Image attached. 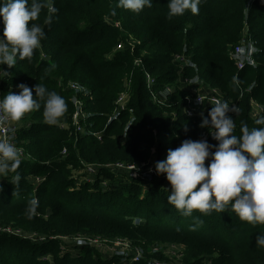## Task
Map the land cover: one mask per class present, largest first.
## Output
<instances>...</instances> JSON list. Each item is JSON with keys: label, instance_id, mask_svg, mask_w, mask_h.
Masks as SVG:
<instances>
[{"label": "trees", "instance_id": "1", "mask_svg": "<svg viewBox=\"0 0 264 264\" xmlns=\"http://www.w3.org/2000/svg\"><path fill=\"white\" fill-rule=\"evenodd\" d=\"M167 3L153 0L151 8L135 13L119 7L117 0H54L58 11L50 23L46 9L30 22L46 33L33 55L17 58L13 68L0 66L10 73L0 80L1 98L10 91L16 93L14 87L20 84L33 89L35 96L34 88L40 83L67 103L66 112L56 123L44 115V98H37L40 109L15 120L23 125L17 134L18 144L30 158L6 176L0 175V221L22 227L27 233L40 232L50 242L31 245L0 234V264H50L45 260L48 255L54 264H110L94 259L88 249L73 250L61 235L98 232L116 224L132 227L134 219L155 231L192 238L184 264H264V246L256 244V236L264 234V223L241 221L227 210L229 205L223 213L194 211L185 216L168 203L171 187L163 175L152 178L147 191L141 178L126 184L132 185L130 188L111 184L105 189L102 176L109 174L102 167L97 169L100 174L93 184L77 188L71 178L70 166L84 168L117 161L155 166L184 140L199 139L207 131L209 134V128L199 126L201 119L182 113L189 95L178 88L182 79L193 82L195 89L206 86L220 91L223 101L237 106L238 112L227 115L235 121L234 134L238 137L243 124L249 129L264 127L254 122L264 116V0H201L198 14L186 11L171 19ZM0 23L2 35V18ZM245 31L260 52L256 68L239 71L232 55ZM118 45L123 49L116 51ZM178 55L189 58L190 65L182 69L175 61ZM146 73L155 80V94L167 87L174 90L164 106L153 100ZM126 79L128 109L108 123L116 109L114 103L126 91ZM76 81L90 91L85 110L93 114L88 123L93 124L92 132L102 134L101 139L73 132L74 92L68 83ZM253 104L262 108L255 117ZM64 149L66 156L62 155ZM17 173L21 177L18 184L13 181ZM37 177L43 182L33 183ZM33 199L38 201L37 214L47 219L28 212ZM4 223L0 222L2 226Z\"/></svg>", "mask_w": 264, "mask_h": 264}, {"label": "clouds", "instance_id": "2", "mask_svg": "<svg viewBox=\"0 0 264 264\" xmlns=\"http://www.w3.org/2000/svg\"><path fill=\"white\" fill-rule=\"evenodd\" d=\"M118 6L139 13L145 7L151 8L153 0H117ZM201 0H168V18L183 16L186 11L199 13ZM47 10V22L58 10L54 0H0V18L4 25L0 35V66L13 68L17 58L33 55L46 33L44 29L31 23L39 18L42 10ZM250 47H252L250 45ZM252 50L255 51L254 47ZM251 63V58H247ZM10 73L0 68V80ZM238 82V78L234 77ZM19 91L8 92L0 98V123L19 120L25 113L41 108L37 98H44V115L56 123L67 110L65 99L55 91H48L38 83L33 89L25 84L17 86ZM73 97V103H76ZM238 112L235 105L218 101L211 107L208 116L202 115L200 127L209 128L216 145L207 140H184L179 147L169 149L166 158L155 163L157 175H163L171 191L167 197L169 204L181 210L185 216L194 211L207 213L210 210L225 212L229 205L241 221L264 223V127L249 129L241 126V135L234 134L235 121L229 112ZM256 125H264V116L257 118ZM205 161H208L206 166ZM21 151L10 138H0V175H7L19 167ZM21 177L17 173L13 181L18 184ZM38 201L29 202V213H35ZM256 244L264 246V234L256 236Z\"/></svg>", "mask_w": 264, "mask_h": 264}, {"label": "rangeland", "instance_id": "3", "mask_svg": "<svg viewBox=\"0 0 264 264\" xmlns=\"http://www.w3.org/2000/svg\"><path fill=\"white\" fill-rule=\"evenodd\" d=\"M116 25L119 26V24H116ZM119 27H121V26H119ZM0 28H1V23H0ZM118 50H119V48L117 47L116 51H118ZM125 82H128V80L126 79ZM75 83H78V84L84 86L83 84L79 83L78 81H76ZM191 89L194 90L195 94L200 93L198 91V88L197 89L194 88L193 83H191ZM220 93H221V98H222V92H220ZM204 95H207V94H204ZM80 98L84 99V101H86V99L84 97L80 96ZM71 101H72V98H71ZM86 106H87V104H86ZM210 109H211V107L207 108L206 113L203 115L204 117L208 116ZM261 111L262 110H261L260 106L257 107V104H253L252 114L254 117L257 116V114L259 112L261 113ZM123 112H126V111H122V112H120V114ZM114 113H115V111L113 112L112 115H114ZM89 114L91 115V113H89ZM119 115H118L117 119L119 118ZM201 118L202 117H200L199 119H201ZM209 130H211V129H209ZM207 132H205L199 139H195V140H203L204 139L203 137ZM209 139L210 138L208 136L207 142L210 145L218 143L215 140H209ZM192 140H194V139H192ZM118 163H122L124 165H131V164H126L122 161L101 164L102 166H105V167H111L109 169L104 168V171H107L108 172L107 174H109L108 176H106V174H104V176H102V179H104V180L101 181V183H103V187L105 189H107V188L109 189L111 187V184L117 185L120 189L130 188L132 185L130 186V185H126V184H131V183H133L136 180H139L141 178V180L145 181L143 184V190L147 191L152 186L151 185L152 184L151 183L152 178L158 177L157 174L156 175L146 174L145 169H144L145 174H137L135 176H132L127 171L117 169L115 167V165ZM138 164L146 165L145 166L146 168H148L149 166L154 167V165H149V163L148 164L138 163ZM93 166H95V165H93ZM89 168L90 167H88L86 165H84V168H83V166L80 168H78V167L74 168L72 166L69 167V169L71 171V178L73 180H75L77 188L78 187L81 188V185H83L84 183L93 184L96 181L97 177L100 174L99 171L95 170V168H92V167L90 169ZM144 176H147L148 178L143 179ZM32 179H34V178H32ZM34 182L40 183L43 181L41 178L37 177L33 180V183ZM34 216L37 218L43 217L42 215L37 214V212H36V214H34ZM43 218L47 219L45 217H43ZM0 222L4 223L3 221H0ZM131 223H132V227H128L124 224L123 225L116 224V225H111L109 229H101L98 232H89V231L67 232L66 234L61 235L62 237H60V238H62V239L68 238L67 241L71 242V243H73V241L75 239H79V238L92 239L93 243H94L93 246L92 247L91 246H83V248L88 249L90 256H91V253L93 252L92 253L93 258L95 257L96 259L105 260L110 264H118L121 261L118 256L111 257L110 256L111 252L108 249H105L104 247H102L105 242H113V241H126L127 243H129L131 245V248L140 255V258L142 259L141 264H154V263L180 264L177 261H180L184 264L183 259L185 257V253L187 251H189L188 242L192 238H186V236L181 235L177 232H173V231H155L154 229L146 227V223L142 220H139V219H134L133 221H131ZM0 227H10L14 231L20 232L21 234L18 236H15V237L17 239L19 238L18 240L24 241L25 243L30 242L31 245L32 244L43 245V244L50 242L48 240L41 241V238L45 237L44 235H40L42 233L37 232V231L27 233L26 229H24L22 227H18L15 224H11V225L9 224L8 225L7 223H4L3 226L0 224ZM66 235H69V236L64 237ZM32 237H34L35 239H33ZM170 239H175V240H170ZM27 241H29V242H27ZM171 241L177 242V243H171ZM62 243H64V241H62ZM172 247L176 249L175 253L174 254L169 253V255H166V253H168L169 251L172 252L171 251ZM82 250H81V252H82ZM45 258H46L45 260L51 261L50 264H54V260H53L52 255H48ZM203 264H204V262H203ZM205 264H212V262H209V263L206 262Z\"/></svg>", "mask_w": 264, "mask_h": 264}, {"label": "built area", "instance_id": "4", "mask_svg": "<svg viewBox=\"0 0 264 264\" xmlns=\"http://www.w3.org/2000/svg\"><path fill=\"white\" fill-rule=\"evenodd\" d=\"M251 1L254 2L256 0H251ZM250 45L254 47L255 51L252 50V47H250ZM117 47L119 48V50L123 49L122 45H118ZM259 52L260 51L258 49L257 43L253 41L249 33L245 31L244 35L242 36L239 44L236 46L235 51L232 55L237 69L241 71V70L246 69L247 67L256 68L257 66L256 56ZM248 57L251 58V61H252L251 63H249L247 59ZM175 61H177L181 65L182 69L190 65V59L185 57L184 55L176 56ZM146 75H147L146 76L147 88L149 92H151L153 100L158 102L160 105L164 106L165 103H167V99L164 100L162 98V95H161L162 92L158 94L154 93L153 87L155 85V80L149 74L146 73ZM68 88L74 92L73 97H75L77 101L76 103H73V97H72V103H73L74 110L71 114V124L73 127V132L75 133V135L89 134V135L96 137L97 139H101L102 137L101 133L92 132L93 124L88 123V120L91 117V115L87 113L85 110L86 105H85L84 99L80 98V96L84 98L89 97L90 91L84 86L78 83H75V82H69ZM14 89L17 92L19 91L17 86L14 87ZM125 89L126 91H124L123 93L119 95L115 103L116 105L115 113L114 115L109 117L108 123H111L113 120H116L120 112L127 111L128 109L127 103L129 101V83L128 82L125 83ZM165 91H167L166 94L168 96L172 94L171 88L167 87ZM190 94L191 95H188L185 98V102L182 105V113L189 118H200L202 117V115L206 113V110L208 107L214 106L218 101H223V99L221 98V93L217 90H214L212 93H209L207 95H204L202 93L195 94V92H190ZM257 107L259 106L257 105ZM128 111L130 113L133 112L132 110H128ZM172 115L174 116L173 119H175L176 114L174 113ZM62 128L66 129L67 125L66 124L62 125ZM19 130H20L19 123L16 122L15 120H8L6 123H0V138H10L11 142L14 143L17 146V148L20 149L21 162H22V161L28 160L30 156L27 154L26 149L23 146L18 144L17 134ZM208 136L210 138L209 140H214L210 133L205 134L203 137L204 138L203 140H207ZM62 155L63 156L67 155V149H64L62 151ZM86 166L90 168L91 167L95 168V170H97L99 167H102L103 169L111 168V167H105L102 165H97V166L86 165ZM145 166L146 165H140V164L124 165L122 163H118L115 165L117 169L127 171L132 176H135L137 174H145L144 169L146 170V174L156 175L154 167L149 166L148 168H146ZM146 178L148 177L144 176L143 179H146ZM0 234L18 236L21 233L14 231L10 227H0ZM32 238L35 239L34 237ZM46 240H47L46 237L41 238V241H46ZM71 244L74 250L75 248H83V246L92 247L94 243L92 239L79 238V239H75L73 243ZM102 247H104L105 249H108L111 252V255H110L111 257L118 256L120 258L121 261L118 264H141L142 259L140 258V255L137 252H135L131 248V245L127 243L126 241L105 242ZM171 251L172 252L169 251L168 253H166V255H169V253L174 254L176 249L172 247ZM177 262L182 264V262L180 261H177ZM154 264H160V263H154Z\"/></svg>", "mask_w": 264, "mask_h": 264}, {"label": "crops", "instance_id": "5", "mask_svg": "<svg viewBox=\"0 0 264 264\" xmlns=\"http://www.w3.org/2000/svg\"><path fill=\"white\" fill-rule=\"evenodd\" d=\"M191 83H193V82L187 83L185 80L182 79V80H181V86H179L178 88H179L181 91L187 92L189 95H191L190 92H194V90L191 89ZM173 91H174V90L172 89V92H173ZM198 91H199L200 93H202V94H209V93H212L214 90H212V89L209 88V87L202 86V87H200V88L198 89ZM166 92H167V91H163V92L161 93L162 98H163L164 100L168 98V95L166 94ZM19 127H20V128L23 127L22 123H19Z\"/></svg>", "mask_w": 264, "mask_h": 264}]
</instances>
